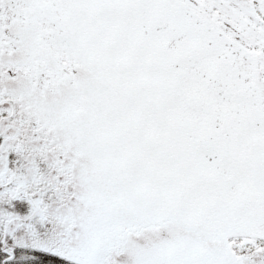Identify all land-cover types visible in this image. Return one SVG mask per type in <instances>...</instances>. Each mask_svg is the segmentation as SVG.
Instances as JSON below:
<instances>
[{"label":"snow or ice","instance_id":"obj_1","mask_svg":"<svg viewBox=\"0 0 264 264\" xmlns=\"http://www.w3.org/2000/svg\"><path fill=\"white\" fill-rule=\"evenodd\" d=\"M0 264H264V0H0Z\"/></svg>","mask_w":264,"mask_h":264}]
</instances>
